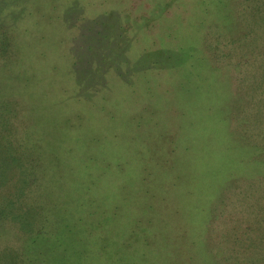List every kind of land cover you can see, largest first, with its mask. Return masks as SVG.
<instances>
[{"label": "rangeland", "instance_id": "obj_1", "mask_svg": "<svg viewBox=\"0 0 264 264\" xmlns=\"http://www.w3.org/2000/svg\"><path fill=\"white\" fill-rule=\"evenodd\" d=\"M0 264H264V0H0Z\"/></svg>", "mask_w": 264, "mask_h": 264}, {"label": "trees", "instance_id": "obj_2", "mask_svg": "<svg viewBox=\"0 0 264 264\" xmlns=\"http://www.w3.org/2000/svg\"><path fill=\"white\" fill-rule=\"evenodd\" d=\"M5 205L1 204L0 205V220L3 218L1 216H3L4 212H5ZM2 234V230H0V235Z\"/></svg>", "mask_w": 264, "mask_h": 264}]
</instances>
